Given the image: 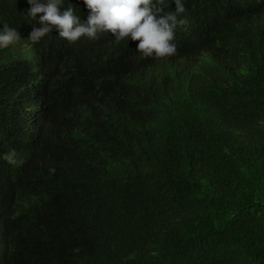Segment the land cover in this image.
I'll return each mask as SVG.
<instances>
[{"label":"trees","instance_id":"1","mask_svg":"<svg viewBox=\"0 0 264 264\" xmlns=\"http://www.w3.org/2000/svg\"><path fill=\"white\" fill-rule=\"evenodd\" d=\"M14 9L13 1L1 7ZM103 35L102 45L114 39ZM20 38L0 49L1 204L20 202L37 222L77 197L88 208L82 214L93 216L79 233L98 258L91 264L111 250L120 253L112 264L135 251L153 264H264V12L226 23L218 50L203 48L208 67L199 73L226 88L214 90L225 101L218 118L214 108L217 123L191 105L161 103L125 140L74 127L104 99L100 82L78 77L100 55L89 58L99 41L69 44L49 33L35 50ZM43 57L44 77L25 87ZM177 85L167 81L168 89ZM13 152L9 163L4 157ZM7 228L0 264H50L52 248L31 241L22 218Z\"/></svg>","mask_w":264,"mask_h":264},{"label":"clouds","instance_id":"2","mask_svg":"<svg viewBox=\"0 0 264 264\" xmlns=\"http://www.w3.org/2000/svg\"><path fill=\"white\" fill-rule=\"evenodd\" d=\"M9 1L15 3V9L1 10ZM260 11L264 12V0H0V49L19 41L21 35L27 49H35L37 41L49 33L69 44H77L81 38L99 41L100 48L89 58L100 55L78 77L100 82L99 95L103 93L104 99L101 97L94 115L86 116L74 127L83 135L118 133L125 140L131 137L128 130L142 115L161 103L191 105L215 121L225 109V101L214 90L226 88L218 85L217 78L199 73L208 67L203 48L218 50L226 23ZM104 32L114 37L106 45L101 44ZM194 45L197 48L192 50ZM67 53L64 49L59 52ZM45 66L44 57L34 63L30 76L22 80L25 87H30L36 77H44ZM92 75L95 78L89 77ZM171 77L178 85L168 89ZM164 93L165 101L161 99ZM4 158L14 162V152ZM70 201L64 209L34 222L24 216L20 202L9 206L0 200V212L7 206L0 230L10 236L8 222L22 218L31 241H45L46 247L52 248L50 264H91L98 258L91 242L79 233L93 216L82 214L88 208L77 197ZM67 208L81 213L67 217ZM1 247L4 250L3 243ZM119 254L111 250L102 264H112ZM123 264L153 262L135 251L123 253Z\"/></svg>","mask_w":264,"mask_h":264},{"label":"bare ground","instance_id":"3","mask_svg":"<svg viewBox=\"0 0 264 264\" xmlns=\"http://www.w3.org/2000/svg\"><path fill=\"white\" fill-rule=\"evenodd\" d=\"M30 49H32V47H30Z\"/></svg>","mask_w":264,"mask_h":264}]
</instances>
